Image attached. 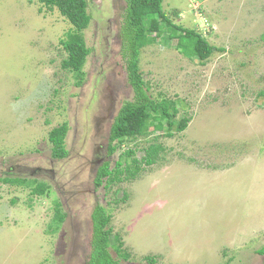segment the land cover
Here are the masks:
<instances>
[{"label":"rangeland","instance_id":"374dc122","mask_svg":"<svg viewBox=\"0 0 264 264\" xmlns=\"http://www.w3.org/2000/svg\"><path fill=\"white\" fill-rule=\"evenodd\" d=\"M87 3L76 85L60 66L71 24L38 0H0V179L10 169L49 186L34 196L0 181V264H86L96 204L110 210L125 264H264V0H163L217 50L200 63L165 35L144 45L151 94L177 100L176 118L190 121L172 136L150 126L110 155V126L133 95L118 36L125 2ZM62 122L68 153L57 160L47 134ZM153 140L163 150L135 179L95 186L104 162L113 168L129 148L140 159ZM53 200L64 212L55 231Z\"/></svg>","mask_w":264,"mask_h":264},{"label":"trees","instance_id":"16d2710c","mask_svg":"<svg viewBox=\"0 0 264 264\" xmlns=\"http://www.w3.org/2000/svg\"><path fill=\"white\" fill-rule=\"evenodd\" d=\"M48 9L56 8L58 12L71 24V31L65 38L59 40L65 52L61 60V68L74 73L76 85H80L84 78L83 66L90 52L83 38L82 30L90 22L87 0H38ZM125 8L118 30L120 40V55L124 62L126 79L132 89V99L126 100L120 106L109 130L108 154L115 152L118 145L125 140H135L147 135L148 128L162 129L163 122L166 134L172 136L186 129L190 117L176 118L178 112L177 100L173 98H155L151 94V86L143 77L140 68L141 48L152 44L157 38L165 35L174 39V48L187 58H196L204 63L217 50L216 47L194 28H187L176 24L170 15H178L176 10L171 13L163 8V0H124ZM68 125L62 122L51 128L47 134L51 156L62 159L67 156L65 136ZM162 146L153 140L144 148V155L137 159L135 149L129 148L111 168L104 162L97 170L94 184L103 186L107 191L110 187L123 180H133L142 169V164L151 165L156 162ZM4 173L1 182L10 185L29 188L34 196L49 193V186L43 181L26 177L11 176ZM54 213L51 217V228L54 231L61 225L64 212L60 203L53 200ZM111 214L106 207L96 204L91 212L92 235L90 251L86 264H125L129 253L123 247L118 233L112 231L110 225ZM113 249L115 256L111 253ZM263 253V251H261ZM148 262H155L153 256H145ZM239 264V263H237Z\"/></svg>","mask_w":264,"mask_h":264},{"label":"flooded vegetation","instance_id":"af4514ba","mask_svg":"<svg viewBox=\"0 0 264 264\" xmlns=\"http://www.w3.org/2000/svg\"><path fill=\"white\" fill-rule=\"evenodd\" d=\"M45 170V168H42L41 166L40 167H38V168H36L35 170H31V172H33V171H35V172H38V173H41L42 171H44ZM10 169H7L5 172L6 173H10Z\"/></svg>","mask_w":264,"mask_h":264}]
</instances>
